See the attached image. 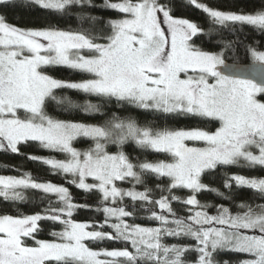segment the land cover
<instances>
[{"label":"snow or ice","instance_id":"6c2138e0","mask_svg":"<svg viewBox=\"0 0 264 264\" xmlns=\"http://www.w3.org/2000/svg\"><path fill=\"white\" fill-rule=\"evenodd\" d=\"M7 10L76 27H21ZM191 119L203 126H172ZM0 153L64 181L3 165L18 174L0 173V200L17 214L0 213V264H264V175L229 171L264 172V0H0Z\"/></svg>","mask_w":264,"mask_h":264},{"label":"trees","instance_id":"16d2710c","mask_svg":"<svg viewBox=\"0 0 264 264\" xmlns=\"http://www.w3.org/2000/svg\"><path fill=\"white\" fill-rule=\"evenodd\" d=\"M104 16H112V17H116L117 13L116 12H105L103 13ZM177 15H189L190 18H195L194 16H191V14L189 13H182V12H177ZM7 20L9 23H13L16 24L18 26L21 27H40V26H44L45 24H47L48 22H53V23H59V26L61 27H68L69 25H71L73 28L76 27V21H64V20H60L57 21L56 18L54 16L51 15H47L43 12L40 11H35V12H27V11H23V10H7ZM199 43V41H198ZM205 48H211L210 44L205 43L204 44ZM229 61H233L236 60L237 57L232 56L228 58ZM239 59L241 60V62L247 63L248 61L244 59V54L241 51L239 54ZM51 74H53L54 76H56L57 78H62V79H79L80 76L78 74H74L70 71H68L67 69H63V68H59L55 71H53ZM69 96H71L72 99L76 100V101H80L82 98L76 94V93H72L69 92L67 93ZM54 115L58 114L55 111H53ZM61 118H72V117H68V116H61ZM75 118L77 119H84L87 122H95L92 120H89L87 117H83V116H76ZM143 119V118H141ZM149 119H151V117H149ZM172 126L174 127H196V126H203L202 124H199V122L195 119H191V120H180L178 123L173 124ZM77 147H86V143L81 142L78 143L76 145ZM114 150V149H113ZM22 151L24 153H31V154H36V155H45V156H56V158L62 159L63 156L58 154V153H49L47 151H40L38 149V146L35 144H30L29 146H26L24 148H22ZM126 151H128L131 155H141L146 156L147 159L150 160H154V159H163L165 158L163 155L160 154H141L139 152H133L132 146H129L126 148ZM8 164V165H23L24 170H30L32 171V173L34 175H38L42 178L45 179H50L53 182L56 183H63V179L59 176H51L48 174V169L46 167H43L39 164L27 161L23 156H14L11 154H6V153H0V173L3 174H9V175H16L18 174L15 171H5L3 169V165ZM230 172H240L241 174L244 175H264V172L258 171V170H248V169H238V168H231L229 169ZM210 181H212L211 177L206 176L204 178V182L205 183H209ZM218 183V182H215ZM68 187H70V190L73 194V196L76 198V200L79 201H84L85 200V195L78 191L76 188L72 187L71 185H67ZM127 186V185H124ZM177 195H181L183 196L184 193L183 192H177ZM240 198L241 199H247L248 196H250L249 192L246 191H242L240 194ZM201 199V201H206V202H212V203H219V200H215L213 198V196L211 194H205L199 197ZM89 203L95 207V200L96 197L95 196H90L87 197ZM176 208H180L181 206L179 204H174L173 205ZM34 209L32 208L31 205L28 206H21L20 211L25 212V213H29L31 211H33ZM214 211V209L212 210ZM233 211H235V209H233ZM7 212L9 214H17L16 209L10 205V204H6L4 203L2 200H0V213H4ZM144 213L140 214L139 219H137L135 222L137 223H141V224H149V221L143 219L142 217L144 216ZM77 220H88V219H92V220H98V221H102L103 217L101 214H98L94 211H84V210H80L74 217ZM42 227L44 229V231L42 233H40V235L38 236V238L41 239H50L51 237L49 236V231L52 228V225L49 222H44L42 224ZM57 228L59 226H56ZM105 231H108L109 229L105 228ZM169 243L175 242L172 240L167 241ZM91 247L93 248H111V247H119L120 245L117 244H112L110 242H99V243H93L90 244ZM230 257L227 256H221L219 257V259L223 260V259H228ZM234 258V257H231Z\"/></svg>","mask_w":264,"mask_h":264}]
</instances>
